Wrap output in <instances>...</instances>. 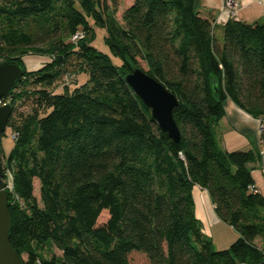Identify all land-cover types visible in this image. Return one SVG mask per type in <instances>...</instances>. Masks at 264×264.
I'll return each instance as SVG.
<instances>
[{
    "label": "trees",
    "instance_id": "trees-1",
    "mask_svg": "<svg viewBox=\"0 0 264 264\" xmlns=\"http://www.w3.org/2000/svg\"><path fill=\"white\" fill-rule=\"evenodd\" d=\"M118 1L0 0V62L23 69L0 101L13 115L29 103L7 121L6 157L0 146L9 244L22 264H129L132 252L147 264H264L254 153L223 149L215 133L226 100L264 119V21L218 25L194 0H132L120 23ZM94 27L118 65L89 45ZM27 54L47 61L28 70ZM137 67L176 98L178 142L125 82ZM81 72L80 85H59ZM193 187L237 233L227 249L202 233Z\"/></svg>",
    "mask_w": 264,
    "mask_h": 264
},
{
    "label": "crops",
    "instance_id": "crops-1",
    "mask_svg": "<svg viewBox=\"0 0 264 264\" xmlns=\"http://www.w3.org/2000/svg\"><path fill=\"white\" fill-rule=\"evenodd\" d=\"M227 0H194V4L202 17L212 18L216 24L221 25L231 17L230 12L235 11L237 19L246 22L264 21V0H230L231 10L226 6ZM132 2L128 0L127 6ZM260 119L249 116L236 107L230 100L224 102V115L215 126L217 140L221 147L227 151L251 150L253 160L248 163L254 186L264 197V158L260 154L263 144L262 136L258 133ZM194 203L198 207L195 215L203 222L209 221L218 225L220 221L213 212V206L207 193L198 188ZM195 209V207H194ZM198 210V211H197ZM231 240V239H230ZM259 243V241L257 240Z\"/></svg>",
    "mask_w": 264,
    "mask_h": 264
},
{
    "label": "water",
    "instance_id": "water-1",
    "mask_svg": "<svg viewBox=\"0 0 264 264\" xmlns=\"http://www.w3.org/2000/svg\"><path fill=\"white\" fill-rule=\"evenodd\" d=\"M22 73L21 65L15 62H0V100L8 95ZM124 80L142 103L150 109V114L158 128L174 142H178L179 131L172 117V110L177 105L174 95L138 67L127 74ZM11 113L10 104L0 105V135L6 129ZM9 228L10 216L3 180V160L0 155V264H22L21 258L8 242Z\"/></svg>",
    "mask_w": 264,
    "mask_h": 264
},
{
    "label": "rangeland",
    "instance_id": "rangeland-1",
    "mask_svg": "<svg viewBox=\"0 0 264 264\" xmlns=\"http://www.w3.org/2000/svg\"><path fill=\"white\" fill-rule=\"evenodd\" d=\"M127 2L128 0H119L118 1V7L115 13V18L121 23V13L123 9L127 7ZM232 17V16H231ZM237 18V16H236ZM106 34V31L103 27H94L93 28V35L87 40L89 45L94 47L96 50L108 55L114 65H118L120 63L119 59L114 57L107 45L104 42V36ZM85 34L82 33V38L84 37ZM218 36L220 34H217ZM220 37V36H219ZM24 64L28 70H35L37 68H40L46 61L47 57L45 56H38L34 54H27L23 57ZM140 66L146 70V66L144 63H140ZM70 77H67L66 80H62L59 85L65 84V83H70L73 86L80 85L87 79V75L84 72L77 73L75 75V79L72 80ZM58 85V87H59ZM8 104V103H7ZM29 108V103L28 102H21L18 103L15 107L16 112H14L15 117L17 116L18 112H26L28 111ZM0 146L2 149V154L4 157L7 156L9 153L10 149L13 146V139L11 137V132L9 128H6L3 135L0 136ZM261 154V152H260ZM196 189L193 187L192 188V198L193 201L195 200L196 196ZM33 194L35 195L36 199L39 201V194H38V181L34 180L33 182ZM40 204V203H39ZM195 207V212L196 209L198 208L196 204L194 203ZM198 211V210H197ZM106 218V215L104 212L101 213L100 217L98 218V223L104 222ZM200 224H201V231L204 234L206 238H208L211 241V246L213 250H222V249H227L229 245L236 239L237 233L231 229L229 226L225 225L224 223L220 222L218 225H213L209 221L203 222V219H199ZM231 239V240H230ZM55 254H59L57 250L54 249ZM22 258L25 260L26 256L22 255ZM129 264H147V261L145 257L138 252H132L129 255Z\"/></svg>",
    "mask_w": 264,
    "mask_h": 264
},
{
    "label": "built area",
    "instance_id": "built-area-1",
    "mask_svg": "<svg viewBox=\"0 0 264 264\" xmlns=\"http://www.w3.org/2000/svg\"><path fill=\"white\" fill-rule=\"evenodd\" d=\"M226 6L228 7V8H230V10H231V2H230V0H227L226 1ZM230 14H231V16L232 17H236V13H235V11L234 10H232L231 12H230ZM82 37V33H80V32H78V33H76V34H74L73 36H72V40H77V39H79V38H81ZM5 104H7L6 102H1L0 101V105L1 106H3V105H5ZM260 123H259V127H258V133L262 136V139H261V142H262V144H263V148H262V150H261V155L263 156V158H264V119H260V121H259ZM14 136V135H13ZM5 183V182H4Z\"/></svg>",
    "mask_w": 264,
    "mask_h": 264
}]
</instances>
